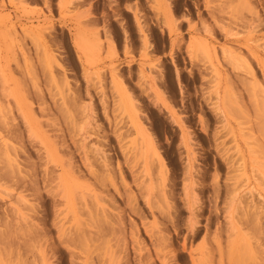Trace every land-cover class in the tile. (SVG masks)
I'll return each instance as SVG.
<instances>
[{
  "label": "rangeland",
  "instance_id": "374dc122",
  "mask_svg": "<svg viewBox=\"0 0 264 264\" xmlns=\"http://www.w3.org/2000/svg\"><path fill=\"white\" fill-rule=\"evenodd\" d=\"M0 264H264V0H0Z\"/></svg>",
  "mask_w": 264,
  "mask_h": 264
}]
</instances>
